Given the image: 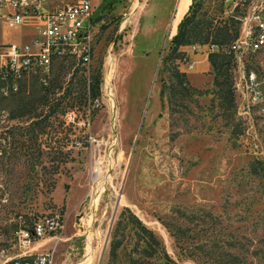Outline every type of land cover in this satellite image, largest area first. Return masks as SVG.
I'll return each instance as SVG.
<instances>
[{
  "label": "rangeland",
  "instance_id": "rangeland-1",
  "mask_svg": "<svg viewBox=\"0 0 264 264\" xmlns=\"http://www.w3.org/2000/svg\"><path fill=\"white\" fill-rule=\"evenodd\" d=\"M197 1L207 17L231 16L225 0ZM94 4L102 22L91 61L57 59L46 78L32 73L18 83L35 96L48 86L51 114L32 124L14 115L13 94L2 100L0 129L19 141H1L9 152L0 159V264L22 253L46 254L49 264H168L166 252L178 264H264V114L258 105L246 111L236 61L234 101L220 96L212 65L189 74L186 54L175 62L203 91L184 88L164 64L179 0ZM36 33V25L2 19L0 51ZM263 58L254 53L247 67L264 72ZM98 72L101 93L92 98ZM37 221L45 233L24 246L20 230Z\"/></svg>",
  "mask_w": 264,
  "mask_h": 264
},
{
  "label": "built area",
  "instance_id": "built-area-1",
  "mask_svg": "<svg viewBox=\"0 0 264 264\" xmlns=\"http://www.w3.org/2000/svg\"><path fill=\"white\" fill-rule=\"evenodd\" d=\"M225 1L230 14L240 21V33L233 44L237 85L248 101L246 111L250 112V105H258L264 114V92L260 87L264 72L247 67L251 55L264 52V0ZM98 11L94 0H0V20L37 28L30 42H10L6 50L0 51V78L7 82L5 91L8 85L16 89L19 81L32 73L40 72L46 78L60 58L72 57L88 64L95 50L97 27L102 22ZM199 45L192 44L195 50ZM207 46L212 49L217 45ZM70 118L74 120L75 114ZM2 147L0 144V152ZM45 231L42 221L35 222L32 229H21L22 244H31L33 237H40ZM9 260L10 264H49L46 254L22 253Z\"/></svg>",
  "mask_w": 264,
  "mask_h": 264
},
{
  "label": "trees",
  "instance_id": "trees-1",
  "mask_svg": "<svg viewBox=\"0 0 264 264\" xmlns=\"http://www.w3.org/2000/svg\"><path fill=\"white\" fill-rule=\"evenodd\" d=\"M201 7L202 2L192 0L188 10L179 21L177 32L173 35L172 38L170 51L164 58L165 68L169 70L171 74H173V76H177L179 78L180 82L184 84V88H192L201 93L203 90L197 89L192 86L190 80L187 77V72L180 69L179 65L175 62V60L181 57V55L185 54V51L181 49L182 45L193 43L217 45L218 49H211L208 54L209 60L215 72L214 84L218 87L220 96L224 100L232 102L235 100V81L233 73L231 71V67L233 66L235 60V51L233 44L240 33V21L233 15L225 19H219L216 13L210 17H207L208 11H201ZM222 21H224V23ZM60 59H74V61H76V59L72 57H65ZM5 86H7V82L0 78V106L3 107V99L4 101H7L8 96L10 94H13V113L15 116L27 114V117L29 118L34 117L31 123L36 124L38 123L39 116H41L42 114H44L45 112V115L47 116L51 114L49 109H47V105L49 104L51 98V91L48 86H46L44 91L38 96L23 93L19 84L16 89H14L12 85H8V87L6 88L7 92L4 89ZM89 87L92 98H96L100 95V72L95 74L93 73L91 75L89 79ZM9 88L10 90H8ZM165 88L166 84L164 83L161 89L162 95H164L165 93ZM1 95L4 97H1ZM81 97L83 96L81 95ZM28 131L31 132V139L37 140L39 133H36L35 127L29 126ZM11 134L12 133H10L9 128L4 125V127L0 129V144L1 141H6L7 139H9V137L10 140L16 139L17 141L16 135ZM8 152L9 150L4 149L3 147L1 148V161H4V157L8 155ZM132 221L135 224H138L140 228L145 232V237L149 239L150 244L156 247H160L162 250H165L161 240L156 235L154 230L145 225L141 221V219H139V217L133 213ZM173 233L177 236V238H179L176 231H173ZM118 246V243H113V253H115ZM164 255L167 257L168 264H178L169 256L167 252Z\"/></svg>",
  "mask_w": 264,
  "mask_h": 264
},
{
  "label": "crops",
  "instance_id": "crops-1",
  "mask_svg": "<svg viewBox=\"0 0 264 264\" xmlns=\"http://www.w3.org/2000/svg\"><path fill=\"white\" fill-rule=\"evenodd\" d=\"M191 2L192 0H179V8L175 17L176 25H178L179 21L188 10ZM207 48V44L199 45V49H201V51L195 50L192 44H185L181 46V49L185 51V54L192 61V68L188 70L189 74L198 73L201 70L209 69L211 67V62L208 55L209 51Z\"/></svg>",
  "mask_w": 264,
  "mask_h": 264
},
{
  "label": "bare ground",
  "instance_id": "bare-ground-1",
  "mask_svg": "<svg viewBox=\"0 0 264 264\" xmlns=\"http://www.w3.org/2000/svg\"><path fill=\"white\" fill-rule=\"evenodd\" d=\"M98 171H100V168H98ZM83 206H84V205H83ZM90 238H92V236H91ZM89 249H90V250L92 249V245H91V244H90ZM91 251H92V250H91ZM88 255H89V258L91 259V255H90V253H88Z\"/></svg>",
  "mask_w": 264,
  "mask_h": 264
},
{
  "label": "water",
  "instance_id": "water-1",
  "mask_svg": "<svg viewBox=\"0 0 264 264\" xmlns=\"http://www.w3.org/2000/svg\"><path fill=\"white\" fill-rule=\"evenodd\" d=\"M260 87H261V89H262L263 92H264V81H262V82L260 83Z\"/></svg>",
  "mask_w": 264,
  "mask_h": 264
}]
</instances>
